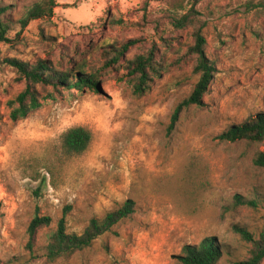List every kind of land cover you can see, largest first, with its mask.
<instances>
[{"label":"rangeland","instance_id":"1","mask_svg":"<svg viewBox=\"0 0 264 264\" xmlns=\"http://www.w3.org/2000/svg\"><path fill=\"white\" fill-rule=\"evenodd\" d=\"M44 1L0 0V264H183L184 249L206 239L222 253L217 264L249 259L253 244L237 230L264 232V169L255 165L264 144L221 136L264 113V0H57L52 17L30 18ZM199 31L215 77L203 106L184 108L173 124L200 78L190 50ZM128 44L108 67L107 55ZM138 56L154 65L143 94L131 70ZM11 59L83 67L97 73L99 90L38 86L53 98L13 121L9 103L27 83ZM74 127L92 131L89 151L68 158L55 186L42 169L46 185L30 179L27 164L54 161ZM128 200L131 218L91 247L49 259L59 220L82 234ZM37 214L53 223L31 249Z\"/></svg>","mask_w":264,"mask_h":264},{"label":"trees","instance_id":"2","mask_svg":"<svg viewBox=\"0 0 264 264\" xmlns=\"http://www.w3.org/2000/svg\"><path fill=\"white\" fill-rule=\"evenodd\" d=\"M57 0H45L38 5L31 13L30 18H49L54 14L57 7ZM6 9L0 7V15L4 14ZM185 19H187L185 17ZM0 35L6 32L2 25ZM195 46L192 52L197 56L195 72L200 75L199 81L191 94L176 110L173 117V124L179 119V115L184 108L191 106H203L204 96L209 90L214 77L215 66L205 55L206 40L201 31L195 34ZM5 40L4 37H1ZM131 44L122 45L121 48H115L114 52L107 56L108 67L117 65L130 49ZM9 64L14 67L20 74V78L26 81L27 88L20 93L17 98L11 101V119L18 121L24 119L32 111L39 109L43 101L53 97L43 98L37 91L38 86H53L54 88L66 87L69 91L77 90L84 92L85 89L99 90V76L97 73H88L83 67L76 71L61 72L55 69L52 63L41 61L37 64H29L17 59L8 60ZM132 74L135 75L134 90L137 94H143L148 89L150 81V71L154 68L152 62L142 56H138L132 62ZM221 139L228 142L248 141L264 144V113L251 117L247 122L229 128ZM94 137L91 130L85 127H74L69 129L60 139L54 161L34 160L33 163L27 164V176L34 181H42L43 185L47 184V176L41 174V169L51 179L52 184L56 185V180L60 178V172L65 166L68 158L81 157L89 151ZM255 165L264 169V150L256 155ZM42 185V186H43ZM1 207V206H0ZM136 212L133 200L126 201L118 209L108 213L103 218H93L89 221L87 229L82 234L68 233L67 225L64 219L59 220L58 228L51 236L50 243L47 246L48 257L55 261L76 251L91 247L93 243L101 236L112 232V230L126 219L131 218ZM48 216L37 214L28 229L29 248L33 249L34 239L38 232L50 227L53 223ZM244 240L253 244L251 257L245 261L235 264H264V232L259 239H255L248 231L238 229ZM222 257L221 251L215 246L212 240H204L199 246H188L184 249L182 259L183 264H217Z\"/></svg>","mask_w":264,"mask_h":264}]
</instances>
